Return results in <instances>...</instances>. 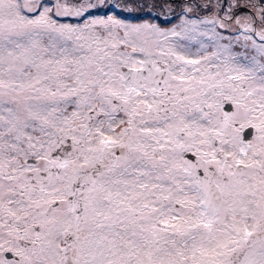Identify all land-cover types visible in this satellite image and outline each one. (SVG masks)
Here are the masks:
<instances>
[{
	"label": "snow or ice",
	"instance_id": "obj_1",
	"mask_svg": "<svg viewBox=\"0 0 264 264\" xmlns=\"http://www.w3.org/2000/svg\"><path fill=\"white\" fill-rule=\"evenodd\" d=\"M0 264H264V0H0Z\"/></svg>",
	"mask_w": 264,
	"mask_h": 264
},
{
	"label": "rangeland",
	"instance_id": "obj_2",
	"mask_svg": "<svg viewBox=\"0 0 264 264\" xmlns=\"http://www.w3.org/2000/svg\"><path fill=\"white\" fill-rule=\"evenodd\" d=\"M151 19V18H149ZM131 22H140L139 20H132ZM154 22H159L161 24H165L167 23V26H172V23H179V21H168V22H165L163 19L159 20V21H154Z\"/></svg>",
	"mask_w": 264,
	"mask_h": 264
}]
</instances>
